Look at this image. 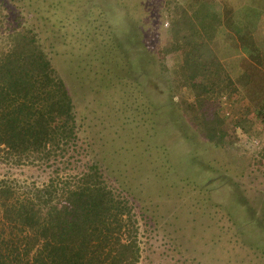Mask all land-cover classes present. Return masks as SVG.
<instances>
[{
  "label": "rangeland",
  "instance_id": "374dc122",
  "mask_svg": "<svg viewBox=\"0 0 264 264\" xmlns=\"http://www.w3.org/2000/svg\"><path fill=\"white\" fill-rule=\"evenodd\" d=\"M225 1L237 8L247 2L0 0L7 18L1 30L28 26L66 79L83 124L81 145L91 158L101 160L107 151L104 173L138 217L139 264H264V117L254 115L242 92L247 77L239 61L249 53L227 46ZM196 29L199 35H191ZM195 43L220 54L212 75L191 80L196 94L170 85L182 78L175 50L185 57ZM114 49L123 54L117 69L115 57L109 67L102 57ZM142 54L156 58L150 80H143ZM203 82L238 90L223 104L212 97L205 102L217 126L212 139L200 136L182 106L204 96ZM246 116L248 131L233 133ZM185 153L187 164L173 165ZM48 172L0 166L1 176L38 184Z\"/></svg>",
  "mask_w": 264,
  "mask_h": 264
},
{
  "label": "trees",
  "instance_id": "16d2710c",
  "mask_svg": "<svg viewBox=\"0 0 264 264\" xmlns=\"http://www.w3.org/2000/svg\"><path fill=\"white\" fill-rule=\"evenodd\" d=\"M223 6L227 46L249 53L239 61V70L247 77L242 92L254 115L264 117V0H247L240 8L225 1ZM6 20L0 2V166H37L49 176L38 184L0 175V264H139L138 217L133 203L115 191L104 173L107 151L102 161L90 157L80 143L83 124L78 122L74 98L41 38L26 25L1 30ZM183 24L196 28L191 20L187 24L177 20L178 26ZM191 32L199 35L197 29ZM118 45L130 55L126 44ZM202 45L195 43L185 57L173 51L180 61L176 73L182 72V80H171L173 88L196 94L191 80L212 75L220 54L209 44ZM117 54L118 49L102 53L108 67L110 57L117 61L112 62L114 68L121 67L123 54ZM142 56L143 80H150L156 58ZM221 88L216 82H203L204 96L182 103L202 138L212 139L217 128L205 105L208 98L223 104L228 94L238 92L231 85L226 87L231 90ZM247 119L236 122L233 133L247 132L243 124ZM166 148L170 152V146ZM190 157L185 153L173 165L182 167ZM229 217L235 222L232 213ZM251 218L255 221L252 213Z\"/></svg>",
  "mask_w": 264,
  "mask_h": 264
}]
</instances>
